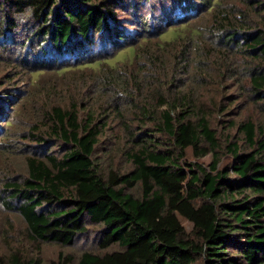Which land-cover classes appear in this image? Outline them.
Listing matches in <instances>:
<instances>
[{"label": "trees", "instance_id": "16d2710c", "mask_svg": "<svg viewBox=\"0 0 264 264\" xmlns=\"http://www.w3.org/2000/svg\"><path fill=\"white\" fill-rule=\"evenodd\" d=\"M178 2L181 7L172 13L176 22L189 19L198 6L212 16L219 14L214 20L225 32L218 25L216 42L236 48L244 58L260 61L250 69L248 79L252 99L262 102L264 111V0H244L249 12L224 8L220 0ZM114 6L112 0H0V43L8 41V30L16 26L13 18L29 11L34 27L26 42H40L32 65L52 67L62 62V68V57L80 60L89 68L106 65L107 82L119 86L120 72L107 56L131 46L130 59L122 58L131 64L139 54L134 45L122 46L128 34L117 25ZM253 15L259 19L254 26L249 20ZM165 23L170 27L172 20L166 18ZM172 27L182 28L173 38L184 35L180 32L186 30V24ZM190 32L200 33L188 28L185 34L192 35ZM97 35L117 51H109L105 45L94 48ZM95 49L97 54L90 58L86 50ZM157 64L155 60L152 66ZM155 80V76L140 77L139 73L133 77L136 86ZM158 101L160 106L167 103L165 97ZM231 103H225L220 112L225 113ZM166 106L150 113L143 104L135 116L139 126L129 132L135 147L128 152L131 169L105 174L93 157L103 119L88 115L78 122L72 107L67 111L53 108L49 117L52 136L65 145L62 154L43 146L35 135L40 150L47 152L26 157L27 174L20 181L5 183L2 205L19 214L29 236L41 242L71 245L96 227V250L83 251L78 264H264V124L239 123L237 131L243 135L244 147L229 143L226 149L231 160L220 168L215 131L205 116H198L197 106L186 95L173 97ZM149 121L153 123L146 126ZM189 149L197 158L211 154V162L207 167L187 162ZM167 180L179 182L181 188H162ZM136 186L140 196L130 192ZM181 220L192 225L191 231ZM70 261L69 256L59 255L57 264ZM0 264L40 261L13 256Z\"/></svg>", "mask_w": 264, "mask_h": 264}, {"label": "rangeland", "instance_id": "374dc122", "mask_svg": "<svg viewBox=\"0 0 264 264\" xmlns=\"http://www.w3.org/2000/svg\"><path fill=\"white\" fill-rule=\"evenodd\" d=\"M112 1L115 5L114 19L119 28L128 34L122 46L134 45L135 54H139V58L131 64L126 59L122 60L124 56L129 59L132 56L131 46L125 48L124 52L120 50V53L107 56L115 61L114 68L120 72L119 80L122 81L119 86L107 82L106 65L100 68L103 70L101 72L99 68H89L71 57H62L65 69L59 68L62 62L52 67L48 64L44 67L36 63V66L32 65L40 42H26L34 27L29 11L13 18L16 26L8 30V41L0 43V261L19 256L22 259H38L40 264H57L59 255H62L71 258L68 264H78L83 251L96 250L93 244L97 236L96 227H91L87 236L78 237L71 245L33 240L20 215L7 210L1 203V193L6 192L5 183L20 181L27 174V156L34 152L46 153L42 148L40 150L42 145L53 148V152L59 156L62 154L65 145L52 136L54 133L49 117L53 108L67 111L72 107L77 112L78 122H83L88 115L95 120L103 119L104 128L93 155L103 174L108 170L119 173L131 169L128 152L135 151V147L129 140V132L139 126L135 116L143 104L148 106L150 113H158L167 108L173 97L186 95L197 106L198 116H205L210 128L215 131L220 149L217 154L220 168L231 160L226 149L229 143L235 141L244 147L243 135L237 131L238 124L246 120L264 124L262 102L252 99L248 79V72L260 61L244 58L236 48L216 42L219 23L214 19H219V14L212 16V13L198 6V12L192 13L189 19L176 22L172 13L176 7H181L179 0ZM220 1L224 8L248 10L244 0ZM166 18L172 20L170 27L165 23ZM249 20L253 26L259 21L255 15ZM181 23L186 24V30L180 32L184 33L183 36L175 39L174 33L182 28L172 26ZM188 28L197 29L200 33L185 34ZM219 28L225 32L220 25ZM161 33L163 40L159 42ZM106 44L97 35L94 48L105 45L104 48L110 51L112 48ZM159 44L162 46L158 47ZM96 49L86 50V54L94 57ZM112 51L116 52L117 49ZM155 60L160 66H152ZM143 61L144 67H141ZM136 73L140 77L155 76L156 80L136 86L133 82ZM159 97H165L167 103L164 106L159 105ZM228 101L232 103L225 113L220 112ZM177 109H181L180 105ZM7 121L11 124H5ZM227 121L234 125L227 127ZM151 123L153 121L147 122L146 126ZM35 135L43 140L41 146L40 141L33 138ZM185 159L207 167L212 156L207 154L197 158L189 149ZM162 188L178 190L181 184L167 180ZM130 192L140 196L137 186ZM181 222L188 232L191 231L189 222Z\"/></svg>", "mask_w": 264, "mask_h": 264}]
</instances>
